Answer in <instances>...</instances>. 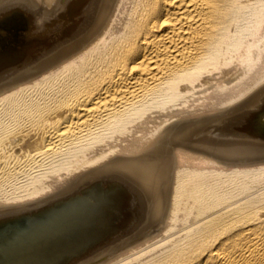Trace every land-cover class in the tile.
I'll use <instances>...</instances> for the list:
<instances>
[{
	"label": "bare ground",
	"instance_id": "1",
	"mask_svg": "<svg viewBox=\"0 0 264 264\" xmlns=\"http://www.w3.org/2000/svg\"><path fill=\"white\" fill-rule=\"evenodd\" d=\"M2 25L0 264H264V0H0Z\"/></svg>",
	"mask_w": 264,
	"mask_h": 264
},
{
	"label": "water",
	"instance_id": "2",
	"mask_svg": "<svg viewBox=\"0 0 264 264\" xmlns=\"http://www.w3.org/2000/svg\"><path fill=\"white\" fill-rule=\"evenodd\" d=\"M6 25H2V26H0V34L2 35V32L3 33H5V31H6ZM28 30V26H20V27H16V26H11V28H8V32L9 33H11V34H14L13 35V37L12 36H10V38H11V42H12V44H14L13 45V47L15 46V41H17V37L18 38H20V35H18V34H20V32L21 33H23V31H27ZM2 38V37H1ZM0 38V39H1ZM1 41V40H0ZM2 43L0 44V46L3 44L4 46H6V45H8L7 44V42H4V41H1ZM260 118H261V120L262 121H264V109L263 110H259V112L258 113H256ZM257 117V116H256ZM41 215V214H40ZM39 216V214H36V215H30V216H26V217H20V219H24V218H27V217H31V218H37ZM40 217V216H39ZM15 221V219H11V221ZM11 221H9V222H11Z\"/></svg>",
	"mask_w": 264,
	"mask_h": 264
},
{
	"label": "rangeland",
	"instance_id": "3",
	"mask_svg": "<svg viewBox=\"0 0 264 264\" xmlns=\"http://www.w3.org/2000/svg\"><path fill=\"white\" fill-rule=\"evenodd\" d=\"M79 20V19H78ZM261 111V110H260ZM259 111H257L256 113H258ZM257 115V114H256ZM258 118V115H257V117H255V119H257ZM260 121H262L261 119H260Z\"/></svg>",
	"mask_w": 264,
	"mask_h": 264
}]
</instances>
